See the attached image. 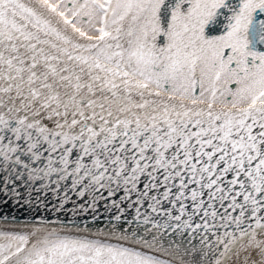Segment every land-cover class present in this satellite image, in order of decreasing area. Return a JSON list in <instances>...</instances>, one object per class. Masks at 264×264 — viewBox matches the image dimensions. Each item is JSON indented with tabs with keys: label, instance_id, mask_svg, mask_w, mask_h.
<instances>
[{
	"label": "snow or ice",
	"instance_id": "1",
	"mask_svg": "<svg viewBox=\"0 0 264 264\" xmlns=\"http://www.w3.org/2000/svg\"><path fill=\"white\" fill-rule=\"evenodd\" d=\"M68 180L0 264H264V0H0V207Z\"/></svg>",
	"mask_w": 264,
	"mask_h": 264
},
{
	"label": "water",
	"instance_id": "2",
	"mask_svg": "<svg viewBox=\"0 0 264 264\" xmlns=\"http://www.w3.org/2000/svg\"><path fill=\"white\" fill-rule=\"evenodd\" d=\"M53 179H55V177H53ZM35 188H40V191H35ZM19 191L22 194L21 202L23 203V201L30 200L31 203H24L23 207H21L15 202H12L5 207H0V223L14 224L23 227L26 225L41 226L42 223L53 221L55 223L50 226L59 227L61 225H66L68 228L74 229V225L78 226L80 229L87 227L90 233H106L110 228V222L116 223L115 221H111V215L116 212V209L111 206L109 201L99 200L96 205V211L93 212V210L88 207L91 201V193L87 194L86 199H81L76 192L72 190L70 180L60 181L59 184L52 183L48 188H44L37 182L31 185V187H21ZM66 192L68 193L67 198H65ZM156 195H159V193H156ZM61 202H63L64 207L58 211L57 209ZM117 202L119 203V200H117ZM106 204L107 207L105 206ZM125 204H127V202H125ZM165 207H170V205L165 203ZM141 211L150 213L151 210L147 209L145 206ZM125 215L130 219L135 215L134 208H128ZM94 217L96 219H94ZM137 227L139 226L133 225V228ZM165 239L168 238L165 237ZM175 239L187 244L188 238L176 236ZM110 242L116 243L117 241L112 239ZM192 243L199 249L201 247L199 236H197ZM188 247H191V245H188ZM155 255L165 259L168 258L166 256H161L159 253H155ZM186 259L190 262L192 257H186Z\"/></svg>",
	"mask_w": 264,
	"mask_h": 264
},
{
	"label": "bare ground",
	"instance_id": "3",
	"mask_svg": "<svg viewBox=\"0 0 264 264\" xmlns=\"http://www.w3.org/2000/svg\"><path fill=\"white\" fill-rule=\"evenodd\" d=\"M35 227H39L38 225H26L23 227H19L17 225L14 224H6V223H0V231H10V232H14V233H25L28 232L30 230H32ZM73 231L70 233H67L69 235H83V232H77L76 229L72 228ZM154 254L155 253H151ZM158 258H161L158 256ZM161 259H165V258H161Z\"/></svg>",
	"mask_w": 264,
	"mask_h": 264
}]
</instances>
